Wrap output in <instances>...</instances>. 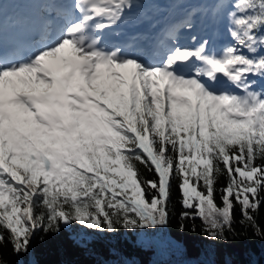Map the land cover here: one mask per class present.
Wrapping results in <instances>:
<instances>
[{
  "label": "snow or ice",
  "instance_id": "1",
  "mask_svg": "<svg viewBox=\"0 0 264 264\" xmlns=\"http://www.w3.org/2000/svg\"><path fill=\"white\" fill-rule=\"evenodd\" d=\"M136 6L49 0L46 17L9 40L0 4V245L14 255L40 231L167 227L173 182L180 232L199 218L205 239L227 243L238 208L242 235L264 240V0L213 5L229 38L219 48L182 43L195 13L150 45L109 43Z\"/></svg>",
  "mask_w": 264,
  "mask_h": 264
},
{
  "label": "trees",
  "instance_id": "2",
  "mask_svg": "<svg viewBox=\"0 0 264 264\" xmlns=\"http://www.w3.org/2000/svg\"><path fill=\"white\" fill-rule=\"evenodd\" d=\"M257 88H264L257 83ZM146 179L152 174L145 172ZM223 183V181L221 182ZM219 186V185H218ZM171 215L167 227L157 228L156 237L147 232L133 235L118 232L115 235H101L82 230L62 228L57 234L45 235L37 232L31 238L26 255H14L12 246L4 242L0 245V262L3 264H264V240L253 237L249 228L246 235L239 223L241 214L234 209L233 225L236 236H229L227 243L212 242L200 233L201 221H185L186 231H179L180 214L183 209L177 183H172ZM219 204V197L216 198ZM257 223L264 231V202L259 207ZM195 224L196 231L191 228ZM88 241L81 247V238Z\"/></svg>",
  "mask_w": 264,
  "mask_h": 264
},
{
  "label": "rangeland",
  "instance_id": "3",
  "mask_svg": "<svg viewBox=\"0 0 264 264\" xmlns=\"http://www.w3.org/2000/svg\"><path fill=\"white\" fill-rule=\"evenodd\" d=\"M159 3H164V1L163 0H157ZM151 3H153V0H147V3H146V5L143 7V9L146 11V15H147V13L149 12V10L152 8V9H155L156 11H157V13H161V12H163V11H161V12H159L157 9H158V6H156V5H154V4H151ZM205 14H202V13H200V14H198V15H196L195 17H196V22L195 23H193V28L192 29H196V30H198V29H207V26H206V20L205 19H203V16H204ZM223 27V26H222ZM192 29H190L191 31H192ZM229 42V38H228V40H227V43ZM263 82L264 81H258V83H259V85L260 86H262V84H263ZM261 88H256V90H260ZM149 233V235L151 236V237H156V235L158 234V231H157V229H154V230H150V231H148ZM28 263L29 264H31L32 263V260L31 259H28ZM160 264H165L164 262H162V263H160Z\"/></svg>",
  "mask_w": 264,
  "mask_h": 264
},
{
  "label": "bare ground",
  "instance_id": "4",
  "mask_svg": "<svg viewBox=\"0 0 264 264\" xmlns=\"http://www.w3.org/2000/svg\"><path fill=\"white\" fill-rule=\"evenodd\" d=\"M151 4H154V5H156V6L160 7V8H163L157 0H153V3H151ZM176 13H177V12H176ZM183 18L185 19L186 16L183 17Z\"/></svg>",
  "mask_w": 264,
  "mask_h": 264
}]
</instances>
